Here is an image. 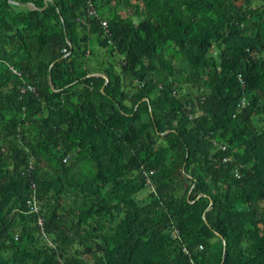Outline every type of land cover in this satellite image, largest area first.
<instances>
[{"label": "trees", "instance_id": "trees-1", "mask_svg": "<svg viewBox=\"0 0 264 264\" xmlns=\"http://www.w3.org/2000/svg\"><path fill=\"white\" fill-rule=\"evenodd\" d=\"M93 4L0 0V264H264V0Z\"/></svg>", "mask_w": 264, "mask_h": 264}, {"label": "built area", "instance_id": "built-area-1", "mask_svg": "<svg viewBox=\"0 0 264 264\" xmlns=\"http://www.w3.org/2000/svg\"><path fill=\"white\" fill-rule=\"evenodd\" d=\"M85 3H86V6H85V12L88 16H96L98 17L97 13H96V9L94 7V4H93V0H85ZM100 23L101 25H105V22L103 19H100ZM27 204L29 206V209L31 211H37V205H36V201H35V198L34 196L31 197V199L29 201H27ZM37 222L39 224H41V218L38 217L37 218Z\"/></svg>", "mask_w": 264, "mask_h": 264}, {"label": "rangeland", "instance_id": "rangeland-1", "mask_svg": "<svg viewBox=\"0 0 264 264\" xmlns=\"http://www.w3.org/2000/svg\"><path fill=\"white\" fill-rule=\"evenodd\" d=\"M91 46V50L94 52V53H98V54H96V55H98V56H100L101 55V52H102V48H100L95 42H93L92 43V45H90ZM90 58H92V57H90ZM146 190H142V191H140L141 193H144Z\"/></svg>", "mask_w": 264, "mask_h": 264}, {"label": "water", "instance_id": "water-1", "mask_svg": "<svg viewBox=\"0 0 264 264\" xmlns=\"http://www.w3.org/2000/svg\"><path fill=\"white\" fill-rule=\"evenodd\" d=\"M202 218H203V213H202Z\"/></svg>", "mask_w": 264, "mask_h": 264}]
</instances>
